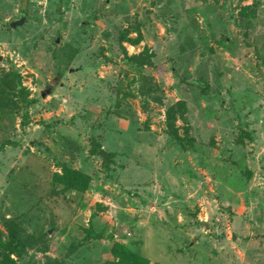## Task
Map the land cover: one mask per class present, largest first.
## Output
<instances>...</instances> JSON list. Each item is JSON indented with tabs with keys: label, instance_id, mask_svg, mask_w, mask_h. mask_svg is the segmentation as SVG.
Listing matches in <instances>:
<instances>
[{
	"label": "rangeland",
	"instance_id": "obj_1",
	"mask_svg": "<svg viewBox=\"0 0 264 264\" xmlns=\"http://www.w3.org/2000/svg\"><path fill=\"white\" fill-rule=\"evenodd\" d=\"M8 72L0 234L18 217L49 235L18 264H116L114 243L150 264H264V0H0ZM63 166L90 188L60 194Z\"/></svg>",
	"mask_w": 264,
	"mask_h": 264
},
{
	"label": "trees",
	"instance_id": "obj_2",
	"mask_svg": "<svg viewBox=\"0 0 264 264\" xmlns=\"http://www.w3.org/2000/svg\"><path fill=\"white\" fill-rule=\"evenodd\" d=\"M134 59L140 60V58ZM20 80V75L17 72H8L2 77L0 80V108H6L8 106L3 103V100H9L11 96L16 94L18 87H20ZM186 113L187 107L183 101L169 107L166 112L168 129L181 146L184 145V141L187 139L190 127ZM178 118L183 121L184 128L187 129L185 137H180L176 129V121ZM89 153L92 156L100 158L106 170L109 169L116 155L114 152L104 150L103 146L95 138H92L90 141ZM53 181L62 186L60 194H65L69 191L85 193L90 188L92 178L81 170L73 169L70 166H63L61 173L54 174ZM3 226L7 233V241L0 234V252L2 253L0 264H18V259L22 258L30 250H35L43 254L48 253V233L36 236L27 232L22 226L21 219L18 217L4 218ZM86 231L88 235L93 232L91 227ZM111 254L116 259V264H150V261L146 257L119 243L113 244ZM48 261L49 263L59 264L57 260L51 258Z\"/></svg>",
	"mask_w": 264,
	"mask_h": 264
},
{
	"label": "water",
	"instance_id": "obj_3",
	"mask_svg": "<svg viewBox=\"0 0 264 264\" xmlns=\"http://www.w3.org/2000/svg\"><path fill=\"white\" fill-rule=\"evenodd\" d=\"M26 18H21L20 20L16 21L13 25V27H19L22 26L25 23ZM57 43H59V40L57 41ZM52 92V88H50V90H47V92L42 94L43 98H46V96Z\"/></svg>",
	"mask_w": 264,
	"mask_h": 264
},
{
	"label": "crops",
	"instance_id": "obj_4",
	"mask_svg": "<svg viewBox=\"0 0 264 264\" xmlns=\"http://www.w3.org/2000/svg\"><path fill=\"white\" fill-rule=\"evenodd\" d=\"M103 148H104V149H106V148H105V145L103 146ZM83 172H84V171H83ZM85 173H87V174H88V172H86V171H85ZM88 175H90V174H88Z\"/></svg>",
	"mask_w": 264,
	"mask_h": 264
}]
</instances>
